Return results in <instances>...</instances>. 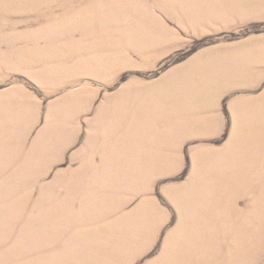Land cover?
Listing matches in <instances>:
<instances>
[{
  "label": "rangeland",
  "instance_id": "1",
  "mask_svg": "<svg viewBox=\"0 0 264 264\" xmlns=\"http://www.w3.org/2000/svg\"><path fill=\"white\" fill-rule=\"evenodd\" d=\"M148 244L264 264V0H0V264Z\"/></svg>",
  "mask_w": 264,
  "mask_h": 264
},
{
  "label": "snow or ice",
  "instance_id": "2",
  "mask_svg": "<svg viewBox=\"0 0 264 264\" xmlns=\"http://www.w3.org/2000/svg\"><path fill=\"white\" fill-rule=\"evenodd\" d=\"M224 105H225V109L227 110V99L225 98L224 100ZM167 183V178L166 177H162L159 180V184H158V188L157 191L158 193H160L161 195H163V192L166 191L165 189H163V185ZM161 231H166L167 229V225L166 224H161ZM155 255V253L152 250V247L150 244L146 245L143 252L140 254L139 257V264H147L148 261H150L153 256Z\"/></svg>",
  "mask_w": 264,
  "mask_h": 264
},
{
  "label": "bare ground",
  "instance_id": "3",
  "mask_svg": "<svg viewBox=\"0 0 264 264\" xmlns=\"http://www.w3.org/2000/svg\"><path fill=\"white\" fill-rule=\"evenodd\" d=\"M105 1V0H104ZM105 3V2H104ZM103 3V4H104ZM81 5V4H80ZM84 5V4H83ZM86 5V4H85ZM99 5V4H98ZM90 6V5H89ZM87 10H88V8H87ZM175 197H178V194H176V195H174ZM206 208H207V204H206Z\"/></svg>",
  "mask_w": 264,
  "mask_h": 264
}]
</instances>
